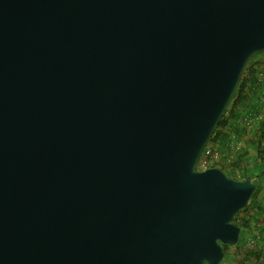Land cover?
<instances>
[{
    "label": "water",
    "instance_id": "95a60500",
    "mask_svg": "<svg viewBox=\"0 0 264 264\" xmlns=\"http://www.w3.org/2000/svg\"><path fill=\"white\" fill-rule=\"evenodd\" d=\"M264 0H0V264H219L251 175L199 169Z\"/></svg>",
    "mask_w": 264,
    "mask_h": 264
},
{
    "label": "trees",
    "instance_id": "16d2710c",
    "mask_svg": "<svg viewBox=\"0 0 264 264\" xmlns=\"http://www.w3.org/2000/svg\"><path fill=\"white\" fill-rule=\"evenodd\" d=\"M255 57H257V55L253 56L247 63L237 90L210 138L208 145L219 144L221 148L227 147V142L233 133L236 136L243 137L250 132L243 124V116L247 114L251 117H256L259 114L264 116V82L261 76L263 75V71L260 65L261 63L255 60ZM261 92L263 93L261 94ZM252 130L253 132L249 138L248 145L256 149L255 164L257 165H255L254 171L249 169L248 149H243V151L238 154L237 160L232 164L229 170L225 168H223V170L230 177L235 179H244L247 175H251L257 181L256 189L258 190L264 184V118L255 122ZM205 160L202 157L200 164L203 163V161L207 163ZM236 169L239 170V175ZM256 191L254 193H256ZM255 196V194L252 195L248 205L253 204L258 210H262L263 205L258 203ZM247 208L248 206L238 211L234 217V222L240 225L242 228L241 231L244 232L251 228L248 222V216L242 214V211ZM243 234H240L238 245L248 240V238L245 239V237H243ZM254 237L257 238V236ZM230 247L236 248L238 246L224 243L223 248L225 257H232L229 253Z\"/></svg>",
    "mask_w": 264,
    "mask_h": 264
},
{
    "label": "rangeland",
    "instance_id": "374dc122",
    "mask_svg": "<svg viewBox=\"0 0 264 264\" xmlns=\"http://www.w3.org/2000/svg\"><path fill=\"white\" fill-rule=\"evenodd\" d=\"M255 60L259 61L261 64V68L263 71V82H264V53L258 54L257 57H255ZM263 92H261L262 94ZM260 95V94H258ZM264 118V116H263ZM262 118V119H263ZM261 118L258 117H252V127L249 133L243 136V149L249 150V164H250V170L254 171L255 169V155H256V149L248 145L249 138L253 132L252 128L255 122L260 120ZM219 145V144H215ZM264 164V163H263ZM210 167L209 163H206L203 161V163H198L199 169H206ZM257 190V189H256ZM256 196V200L259 204L263 205L262 210H258L255 205H247L248 208L246 210L242 211L243 215L248 216V222L251 225L250 229H247V231H241V235L243 234V237L245 239L248 238L245 243H241L236 248H229V253L232 255V257L226 256L220 264H264V184L254 193ZM246 206V207H247ZM254 236H257L255 238Z\"/></svg>",
    "mask_w": 264,
    "mask_h": 264
},
{
    "label": "built area",
    "instance_id": "2783aa9c",
    "mask_svg": "<svg viewBox=\"0 0 264 264\" xmlns=\"http://www.w3.org/2000/svg\"><path fill=\"white\" fill-rule=\"evenodd\" d=\"M262 118V115L256 116ZM252 117L250 115L243 116V124L246 126L247 130H251ZM243 140L242 137L236 136L234 133L230 136L227 142V147L221 148L219 145H207L204 149L202 157L209 165L217 166L220 168H225L229 170L232 164L237 160V156L243 151ZM210 166V167H211ZM239 175V170L236 169Z\"/></svg>",
    "mask_w": 264,
    "mask_h": 264
},
{
    "label": "crops",
    "instance_id": "0c3cea01",
    "mask_svg": "<svg viewBox=\"0 0 264 264\" xmlns=\"http://www.w3.org/2000/svg\"><path fill=\"white\" fill-rule=\"evenodd\" d=\"M262 118H263V116H262ZM243 138V137H242Z\"/></svg>",
    "mask_w": 264,
    "mask_h": 264
}]
</instances>
